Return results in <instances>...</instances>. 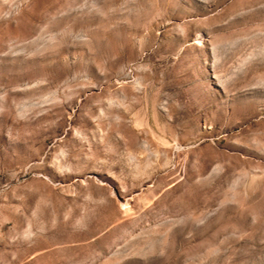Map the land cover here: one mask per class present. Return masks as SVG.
Here are the masks:
<instances>
[{"label":"rangeland","instance_id":"rangeland-1","mask_svg":"<svg viewBox=\"0 0 264 264\" xmlns=\"http://www.w3.org/2000/svg\"><path fill=\"white\" fill-rule=\"evenodd\" d=\"M0 264H264V0H0Z\"/></svg>","mask_w":264,"mask_h":264}]
</instances>
